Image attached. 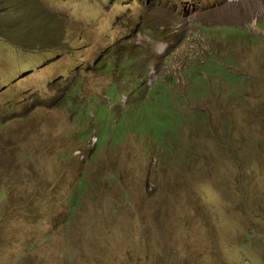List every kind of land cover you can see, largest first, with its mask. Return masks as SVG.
<instances>
[{
    "label": "rangeland",
    "instance_id": "rangeland-1",
    "mask_svg": "<svg viewBox=\"0 0 264 264\" xmlns=\"http://www.w3.org/2000/svg\"><path fill=\"white\" fill-rule=\"evenodd\" d=\"M0 264H264V0H0Z\"/></svg>",
    "mask_w": 264,
    "mask_h": 264
},
{
    "label": "clouds",
    "instance_id": "clouds-1",
    "mask_svg": "<svg viewBox=\"0 0 264 264\" xmlns=\"http://www.w3.org/2000/svg\"><path fill=\"white\" fill-rule=\"evenodd\" d=\"M184 99L187 100V98L185 96H184ZM168 111H169V113L171 115V120L169 122L168 128L172 127V124L175 121L178 122V123H180L181 121H184L183 120L184 118L177 114L176 109H172V108L169 107Z\"/></svg>",
    "mask_w": 264,
    "mask_h": 264
},
{
    "label": "trees",
    "instance_id": "trees-1",
    "mask_svg": "<svg viewBox=\"0 0 264 264\" xmlns=\"http://www.w3.org/2000/svg\"><path fill=\"white\" fill-rule=\"evenodd\" d=\"M176 124H178V122H173V124H172V127H174V125H176ZM185 145H187L186 143L185 144H183V146H185ZM193 258V257H192Z\"/></svg>",
    "mask_w": 264,
    "mask_h": 264
}]
</instances>
